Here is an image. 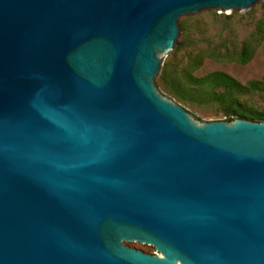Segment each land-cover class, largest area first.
<instances>
[{"label":"water","instance_id":"obj_1","mask_svg":"<svg viewBox=\"0 0 264 264\" xmlns=\"http://www.w3.org/2000/svg\"><path fill=\"white\" fill-rule=\"evenodd\" d=\"M261 1L0 0V264H264V121L156 86L182 17Z\"/></svg>","mask_w":264,"mask_h":264},{"label":"rangeland","instance_id":"obj_2","mask_svg":"<svg viewBox=\"0 0 264 264\" xmlns=\"http://www.w3.org/2000/svg\"><path fill=\"white\" fill-rule=\"evenodd\" d=\"M179 27L177 48L166 56L156 79L160 93L204 122L226 121V115L232 113L264 115V91L230 96L222 87L191 82L212 72H224L242 84L262 79L264 0L246 12L206 10L184 16L179 20ZM246 44L254 51L251 60L246 65L232 61L230 57L237 56ZM128 246L156 254L147 245L130 243Z\"/></svg>","mask_w":264,"mask_h":264},{"label":"trees","instance_id":"obj_3","mask_svg":"<svg viewBox=\"0 0 264 264\" xmlns=\"http://www.w3.org/2000/svg\"><path fill=\"white\" fill-rule=\"evenodd\" d=\"M254 51L250 48L249 45H244L239 54L235 57H230L232 61L240 64L246 65L252 58ZM221 56L220 54H216ZM216 55H211V57H216ZM228 55V54H227ZM191 82L196 83V85H210L212 87H222L230 95L241 94L246 91H264V75L260 81H251L247 84H242L232 76L224 72H212L199 79H192ZM190 83V81H189ZM226 121L230 122L241 117L246 120L254 122H263L264 115L258 114L254 116H244L239 113H232L226 115Z\"/></svg>","mask_w":264,"mask_h":264},{"label":"flooded vegetation","instance_id":"obj_4","mask_svg":"<svg viewBox=\"0 0 264 264\" xmlns=\"http://www.w3.org/2000/svg\"><path fill=\"white\" fill-rule=\"evenodd\" d=\"M147 253V252H146Z\"/></svg>","mask_w":264,"mask_h":264}]
</instances>
